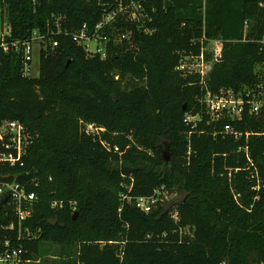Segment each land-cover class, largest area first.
Returning <instances> with one entry per match:
<instances>
[{
    "label": "trees",
    "instance_id": "16d2710c",
    "mask_svg": "<svg viewBox=\"0 0 264 264\" xmlns=\"http://www.w3.org/2000/svg\"><path fill=\"white\" fill-rule=\"evenodd\" d=\"M4 6L14 38L38 31L45 41L38 77L23 76L18 55H0V123L19 121L33 139L23 165L3 164V181L36 196L20 221L0 194V252L23 247L30 264L48 255L43 264H264V108L211 122L200 76L177 69L215 42L206 88L264 95V0ZM84 27L104 56L75 39ZM188 113L201 115L196 128ZM227 124L244 137L221 134ZM142 197L157 198L152 212L136 207Z\"/></svg>",
    "mask_w": 264,
    "mask_h": 264
},
{
    "label": "built area",
    "instance_id": "2783aa9c",
    "mask_svg": "<svg viewBox=\"0 0 264 264\" xmlns=\"http://www.w3.org/2000/svg\"><path fill=\"white\" fill-rule=\"evenodd\" d=\"M33 3H37L40 0H30ZM5 0H0V55L16 54L21 60V71L25 78H34L33 64H34V44H41L45 41V36L41 35L38 31H35L32 36L27 40H21L13 37L12 27L7 18L6 8L4 6ZM115 14L109 15L106 21H111ZM137 15H132V18H136ZM61 18L56 20V28L59 33L61 29ZM104 25L100 24L99 27ZM98 39L99 37L96 36ZM90 37L86 28L84 27L76 36L80 45L84 46V42ZM100 40V39H99ZM106 40V38H104ZM264 43V40L262 41ZM215 44V42H212ZM58 42L52 40V47H57ZM41 51V50H40ZM39 51V52H40ZM206 51H210L209 48H204L202 53L197 57L198 64L193 66L188 64V57L182 60V63L177 67L180 71L197 73L200 76V84L206 89L205 94L199 98V102L204 105L206 114L210 117L211 122H219L222 119H230L233 122L240 120L245 113L250 116L259 115L261 111V105H264L263 89L259 88L256 94L255 90L250 91L248 88L235 91L232 89L221 90L218 94H213L206 87L207 78L212 71L215 63V56L212 59H208ZM213 54L216 49L215 46L212 50ZM96 54H102L104 56V49H98ZM187 61V62H186ZM185 122L192 124L193 128L197 127V124L202 120L201 115H192L190 113L185 115ZM86 131L88 134L99 133V129L94 125H87ZM96 131V132H95ZM103 131V129H101ZM221 134L233 136L235 139H241L244 134L236 129L231 124L225 125L221 128ZM247 138L249 134L245 135ZM32 137L26 130L25 126L19 121H4L0 123V146L2 152L0 154V194L8 193L9 198L17 206V214L20 221H22L28 212L23 209L25 203H32L36 200L35 194H28L26 188L16 183H8L3 181L2 166L3 164H9L15 166L17 164L23 165V159L27 154V150L32 144ZM240 151H244L246 157L250 160V153L248 147L240 148ZM259 183V182H258ZM259 188V187H258ZM257 189V188H256ZM123 200L132 199L128 195L122 196ZM135 205L138 209L145 213L152 212L157 198H135ZM173 217L178 219V213H174ZM25 250L23 247L6 249L4 252H0V264H30V260L25 257Z\"/></svg>",
    "mask_w": 264,
    "mask_h": 264
},
{
    "label": "rangeland",
    "instance_id": "374dc122",
    "mask_svg": "<svg viewBox=\"0 0 264 264\" xmlns=\"http://www.w3.org/2000/svg\"><path fill=\"white\" fill-rule=\"evenodd\" d=\"M124 13H126V12H123L122 14L127 19V15L128 14H124ZM104 44L105 43H102L97 37H94V38L88 39L87 41L84 42V48L88 51L89 54H94V53L97 52L98 49H103L104 48ZM214 46H215V44H213V43H211L210 45L207 46V48H209V50H210L209 51L210 53L213 52L212 50H213ZM33 48H34L33 71H34L35 77H38L39 73H40V52L39 51L41 50V47L38 44L35 43ZM188 64H191L192 67L197 65L198 64L197 57L189 55ZM248 90H250V91H254L255 90V92L257 94L258 91H259V86L255 87V88H248ZM260 107H261V111H260V113H261L262 109L264 108V105L262 104ZM157 194H158L157 197L163 196V199L166 200V201L167 200H172L175 197L173 194H169L167 192L162 193V192L158 191ZM185 233L187 235H192V233H189L187 231ZM50 248H51L52 251L49 254L54 255V254L57 253V251H56L57 250L56 248H58L57 245L52 244L50 246ZM47 258H52L53 259V257H50L49 255L48 256H42V257L38 258L37 260L33 259V264H43V261L45 259H47Z\"/></svg>",
    "mask_w": 264,
    "mask_h": 264
},
{
    "label": "water",
    "instance_id": "95a60500",
    "mask_svg": "<svg viewBox=\"0 0 264 264\" xmlns=\"http://www.w3.org/2000/svg\"><path fill=\"white\" fill-rule=\"evenodd\" d=\"M164 160H165L166 163L171 162L170 154H164ZM6 195H7V198H9V194L6 193Z\"/></svg>",
    "mask_w": 264,
    "mask_h": 264
}]
</instances>
